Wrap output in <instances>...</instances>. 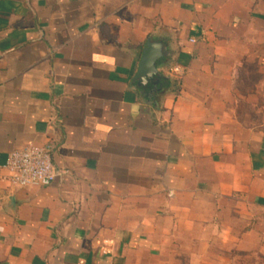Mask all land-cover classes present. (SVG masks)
I'll return each mask as SVG.
<instances>
[{"label":"crops","instance_id":"1","mask_svg":"<svg viewBox=\"0 0 264 264\" xmlns=\"http://www.w3.org/2000/svg\"><path fill=\"white\" fill-rule=\"evenodd\" d=\"M47 144L54 182L9 185L7 154ZM247 252H264V0H0V264Z\"/></svg>","mask_w":264,"mask_h":264},{"label":"built area","instance_id":"2","mask_svg":"<svg viewBox=\"0 0 264 264\" xmlns=\"http://www.w3.org/2000/svg\"><path fill=\"white\" fill-rule=\"evenodd\" d=\"M2 169L12 187H47L60 172L52 163L51 145H29L15 149L6 156Z\"/></svg>","mask_w":264,"mask_h":264},{"label":"water","instance_id":"3","mask_svg":"<svg viewBox=\"0 0 264 264\" xmlns=\"http://www.w3.org/2000/svg\"><path fill=\"white\" fill-rule=\"evenodd\" d=\"M163 59V45L159 41L148 39L142 49L141 57L138 63L137 71L133 80L138 85H150L152 88L147 93L150 97L153 92L157 91L156 86L159 84L158 67Z\"/></svg>","mask_w":264,"mask_h":264},{"label":"rangeland","instance_id":"4","mask_svg":"<svg viewBox=\"0 0 264 264\" xmlns=\"http://www.w3.org/2000/svg\"><path fill=\"white\" fill-rule=\"evenodd\" d=\"M264 255V252H262ZM245 256L239 257L236 255L234 261L238 258L239 264H264V256L259 252L244 253ZM230 262V261H229ZM223 264V263H222Z\"/></svg>","mask_w":264,"mask_h":264},{"label":"trees","instance_id":"5","mask_svg":"<svg viewBox=\"0 0 264 264\" xmlns=\"http://www.w3.org/2000/svg\"><path fill=\"white\" fill-rule=\"evenodd\" d=\"M237 256L239 258V257L245 256V254L244 253H239ZM238 258L233 262V264H239ZM247 264H250V263H247Z\"/></svg>","mask_w":264,"mask_h":264}]
</instances>
